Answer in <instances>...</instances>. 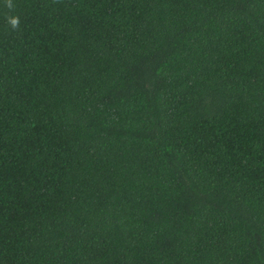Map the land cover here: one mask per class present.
I'll list each match as a JSON object with an SVG mask.
<instances>
[{"label": "trees", "instance_id": "trees-1", "mask_svg": "<svg viewBox=\"0 0 264 264\" xmlns=\"http://www.w3.org/2000/svg\"><path fill=\"white\" fill-rule=\"evenodd\" d=\"M0 0V264H264V0Z\"/></svg>", "mask_w": 264, "mask_h": 264}, {"label": "clouds", "instance_id": "clouds-1", "mask_svg": "<svg viewBox=\"0 0 264 264\" xmlns=\"http://www.w3.org/2000/svg\"><path fill=\"white\" fill-rule=\"evenodd\" d=\"M5 5L9 9V15L5 17V22L12 31L20 29V17L12 13L14 9L13 0H5Z\"/></svg>", "mask_w": 264, "mask_h": 264}]
</instances>
